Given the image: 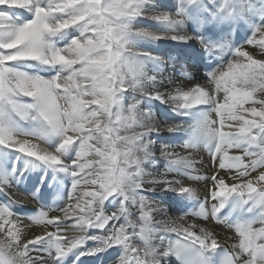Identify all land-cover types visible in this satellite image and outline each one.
Returning <instances> with one entry per match:
<instances>
[{
  "label": "snow or ice",
  "instance_id": "obj_1",
  "mask_svg": "<svg viewBox=\"0 0 264 264\" xmlns=\"http://www.w3.org/2000/svg\"><path fill=\"white\" fill-rule=\"evenodd\" d=\"M165 41L183 51L140 47ZM181 58L205 63L204 84L165 75ZM50 184L65 204L26 216ZM105 253L264 264V0H0V264Z\"/></svg>",
  "mask_w": 264,
  "mask_h": 264
},
{
  "label": "bare ground",
  "instance_id": "obj_2",
  "mask_svg": "<svg viewBox=\"0 0 264 264\" xmlns=\"http://www.w3.org/2000/svg\"><path fill=\"white\" fill-rule=\"evenodd\" d=\"M141 48L145 50L152 51L154 54L157 55H165V53H172L175 55L177 51H183L182 46L175 45L171 41H165L162 44H150L148 42H142L140 45ZM245 49L252 52L254 55H256V58H260L258 53L259 49L253 48V46L245 45ZM165 58H167L165 56ZM201 65V62H199L197 59H187L181 60L176 63L175 65V71H172L171 64L169 65V70L167 73H165L166 76H170L177 84H180L182 86H191L189 79H186L183 75L184 72H190L191 77H194L193 83H200L204 84L206 76L203 74V70L199 71V67ZM180 76H179V75ZM202 76L201 78H199ZM247 106V105H246ZM177 152H180L182 155H187V151L183 150L179 147L176 149ZM230 154H239L236 150H232ZM194 159L196 160V167L199 170V173L201 175H207L210 174V169L213 167L212 162L210 160L209 154L206 150H201L198 154H194ZM35 173L32 174L30 177V182L26 185L27 187H31V181L35 179ZM192 183V182H189ZM203 181L199 182V187L201 189V198H203ZM25 187V185H21V188ZM68 189L60 187L57 188L55 185L48 186L46 189L43 190V198L44 200H32L31 197L27 198L25 208H36L37 211L40 209L41 205L44 206L45 210H48L49 208H57L62 207L66 202V194ZM135 211V209H133ZM58 212L52 211L49 212L50 216L58 215ZM170 216H176V211L172 210L169 212ZM157 219H160V217H157ZM201 223H204L203 221H200ZM25 223H28L27 220H25ZM207 227L210 228V230H213L217 234L218 240L224 244V246H231L232 244L237 242V239L235 238V233L233 230L228 229L224 227L223 225H218L215 222H211L209 224H206ZM51 226L48 227L47 231H54ZM45 231L43 226L41 225H32L31 232L29 233V236L32 234L40 235ZM137 243H140V241H136ZM158 243V241H156ZM92 242H88V246H91ZM111 252V251H109ZM110 256V257H106ZM89 259L97 262L98 264H102L103 261L107 258H113L109 253H105L101 257H93L88 256Z\"/></svg>",
  "mask_w": 264,
  "mask_h": 264
},
{
  "label": "rangeland",
  "instance_id": "obj_3",
  "mask_svg": "<svg viewBox=\"0 0 264 264\" xmlns=\"http://www.w3.org/2000/svg\"><path fill=\"white\" fill-rule=\"evenodd\" d=\"M179 75V74H178ZM200 75H201V72H200ZM180 76V75H179ZM202 76H200L199 78H201ZM110 257V256H109Z\"/></svg>",
  "mask_w": 264,
  "mask_h": 264
}]
</instances>
